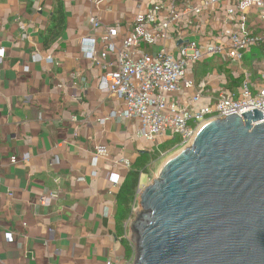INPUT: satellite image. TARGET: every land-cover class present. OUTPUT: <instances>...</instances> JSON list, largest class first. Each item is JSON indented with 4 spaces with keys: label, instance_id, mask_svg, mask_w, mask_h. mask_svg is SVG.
<instances>
[{
    "label": "crops",
    "instance_id": "1",
    "mask_svg": "<svg viewBox=\"0 0 264 264\" xmlns=\"http://www.w3.org/2000/svg\"><path fill=\"white\" fill-rule=\"evenodd\" d=\"M238 1L0 0V264H123L131 257L123 241L131 247L128 221L119 233L118 192L140 154L171 141L157 146L139 135L141 121L124 115L125 102L103 84L104 69L84 52V42L96 40L101 52L97 40L106 28L117 27L120 39L152 6L162 4L158 23L175 10L165 37L146 24L154 43L145 48L176 56L181 44H197L202 56L187 67L193 85L168 98L198 111L220 94L238 97L247 77L253 90L260 86L263 46H251L239 63L227 56L229 33L264 31L261 7L243 11ZM58 7L64 18L56 32ZM209 46L222 51L207 53ZM257 52L262 60L248 71L244 59ZM98 146L107 156L96 154ZM52 192L57 198L44 206L41 197Z\"/></svg>",
    "mask_w": 264,
    "mask_h": 264
},
{
    "label": "water",
    "instance_id": "2",
    "mask_svg": "<svg viewBox=\"0 0 264 264\" xmlns=\"http://www.w3.org/2000/svg\"><path fill=\"white\" fill-rule=\"evenodd\" d=\"M205 123L139 188L134 264H264V113Z\"/></svg>",
    "mask_w": 264,
    "mask_h": 264
},
{
    "label": "built area",
    "instance_id": "3",
    "mask_svg": "<svg viewBox=\"0 0 264 264\" xmlns=\"http://www.w3.org/2000/svg\"><path fill=\"white\" fill-rule=\"evenodd\" d=\"M217 3L221 0H209ZM261 7L259 18L264 22V0H239L240 10L249 9L252 6ZM162 10V4H156L148 9L146 14L138 16L132 26V30L118 39L117 27L106 28L98 38L103 45L101 52L95 50V41H85L83 50L87 56L93 59L98 66L104 69L102 82L108 90L123 100L126 105L124 115L128 118H137L141 121L139 135L147 141L159 146L165 141H174L173 148L187 146L194 139L198 130L207 122L227 117L236 113L242 117V113L257 109L264 113V71L260 86L253 90L248 77L244 80L240 95L235 97L230 94H220L213 106L191 111L178 98L171 101L169 94L191 87L193 84L187 80V67L201 58L197 44L188 41L180 46L179 53L174 56L165 48L155 53L146 50V45L154 43V34L147 28L150 23L160 35L166 36L172 20L178 17L172 10L164 21L157 22L158 13ZM233 10H229L232 14ZM91 25L94 28L101 26V22L93 16ZM229 47L227 56L231 63L241 62L244 52L253 45L263 46L264 57V31L257 35L240 36L237 33H229ZM119 40V44L116 43ZM88 43V45H86ZM191 50V52H189ZM221 46H209L207 53H219ZM110 57V60L102 63V60ZM4 58V52L0 49V62ZM50 59V58H48ZM199 99V95L192 96L191 102ZM264 121V120H263ZM98 156H107L104 147L98 146ZM25 159V158H24ZM19 157L13 156L12 163L18 162ZM130 164L127 163V166ZM111 180L117 183L116 175ZM57 198V193L52 192L48 196L41 197V203L48 206ZM137 207L135 206L133 212ZM133 217V216H132ZM132 217L127 222L129 226ZM128 238V236H127ZM7 239L12 241L13 234L8 233ZM133 253L123 264H134V245L131 243ZM106 264H119L116 261H108Z\"/></svg>",
    "mask_w": 264,
    "mask_h": 264
},
{
    "label": "trees",
    "instance_id": "4",
    "mask_svg": "<svg viewBox=\"0 0 264 264\" xmlns=\"http://www.w3.org/2000/svg\"><path fill=\"white\" fill-rule=\"evenodd\" d=\"M63 12L61 7H58L56 17H54V25L52 31L61 28L63 25ZM175 140L161 146L160 151H166L168 148L174 146ZM160 151L150 154L144 152L138 156L135 162L132 164V168L126 175L125 181L123 182L117 196L118 207L116 218L119 227V233H125V223L133 216V209L137 205L138 190L140 188V179L142 174H147L151 163L159 158ZM127 250V256L132 254V248L128 245V241L123 240Z\"/></svg>",
    "mask_w": 264,
    "mask_h": 264
},
{
    "label": "rangeland",
    "instance_id": "5",
    "mask_svg": "<svg viewBox=\"0 0 264 264\" xmlns=\"http://www.w3.org/2000/svg\"><path fill=\"white\" fill-rule=\"evenodd\" d=\"M255 59H257L259 61L262 60V57H261V53L260 52H257L256 57H253L252 56L250 59H247V58L244 59V61H245L244 66L248 69V71H253V69H252V63H253V61H255ZM183 148H184L183 146H179V147H176V148L170 147L166 151H163V154L160 155L159 158H157L156 160H154L151 163V165L149 167L148 173L141 175L140 188L141 187H144V186H146L148 184H150L156 178V176L158 175L161 167L166 162V160H168L173 155L177 154ZM136 207L138 209V207H139V199L137 200ZM139 209H140V207H139ZM134 216H135V212H133L132 220H133ZM127 236H128L129 242L132 243L130 231L128 232Z\"/></svg>",
    "mask_w": 264,
    "mask_h": 264
}]
</instances>
